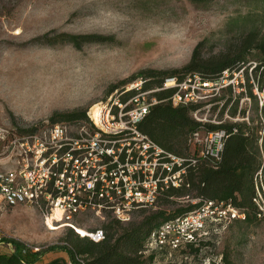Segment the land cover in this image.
<instances>
[{"label":"rangeland","instance_id":"374dc122","mask_svg":"<svg viewBox=\"0 0 264 264\" xmlns=\"http://www.w3.org/2000/svg\"><path fill=\"white\" fill-rule=\"evenodd\" d=\"M251 26L264 31L261 1L214 0L195 5L189 0H0V128L26 133L55 122L86 124L93 106L112 110L121 103L122 92L139 88L143 81L137 77L122 85V80L149 68L180 70L200 41L205 56L231 50L240 32ZM59 32L98 33L109 39L85 43L80 49L66 42L51 45L37 39ZM249 63L251 67L255 64ZM229 76L230 71H223L221 82L231 83L232 92L225 86L199 90L202 98L196 103L201 105L193 117L214 124L245 122L256 129L262 150L261 165L254 175L255 202L261 213L251 222L208 221L195 241L196 250L162 251L152 260L146 257L151 251H145L134 264H264V117L259 108L263 94L253 85L258 105L245 91L239 96V84H244L245 78L242 68ZM184 80L188 88L199 87L198 75L187 74ZM114 84L118 88L108 92ZM74 111H84L86 118L67 120L60 116ZM192 151L191 145L187 152ZM1 152L0 142V168L10 165ZM197 202L199 198L191 192L172 202L160 200L152 208L136 209L129 220L121 221L115 236L142 223L154 210L164 209L168 214ZM111 218L109 212L85 211L72 222L54 217L51 222L57 228H51L34 206L9 205L0 197V252L11 250V244L1 241L9 238L33 250L66 245L68 228L77 233V226L88 232L104 230ZM57 257L72 264L64 250L49 251L41 261Z\"/></svg>","mask_w":264,"mask_h":264},{"label":"built area","instance_id":"2783aa9c","mask_svg":"<svg viewBox=\"0 0 264 264\" xmlns=\"http://www.w3.org/2000/svg\"><path fill=\"white\" fill-rule=\"evenodd\" d=\"M221 81H198L195 90L185 86V80L178 83L167 77L163 88L177 86L172 103L186 104L202 98L199 90L229 84ZM146 93L116 103L112 110L103 108L99 122L90 115L86 124L55 122L26 133L0 128L1 153L10 161L0 168V197L9 205L30 204L46 220L59 209L66 222L85 211L109 212L124 222L134 210L154 207L164 190L183 184L186 164H195L196 159L166 151L137 130L136 124L155 102H148ZM226 136L223 129L194 132L188 142L201 156L218 159ZM244 218L245 212L231 202L203 200L195 209L153 228L145 251L195 242L208 221ZM85 233L79 234L95 242L104 238L101 228Z\"/></svg>","mask_w":264,"mask_h":264},{"label":"trees","instance_id":"16d2710c","mask_svg":"<svg viewBox=\"0 0 264 264\" xmlns=\"http://www.w3.org/2000/svg\"><path fill=\"white\" fill-rule=\"evenodd\" d=\"M189 1L195 5H206L214 0ZM256 1L264 3V0ZM238 37L233 49L209 56L203 55L201 49L203 42H198L192 50L189 61L180 70L162 71L149 68L120 82L123 85L137 77H141L143 80L139 88L129 90L122 88L125 91L120 95L121 103L127 102L128 99L140 92L150 93V96L146 95L148 102H151L152 99L155 100L149 106L148 112L136 124L137 130L166 151L177 156H193L196 159L195 164H186L183 184L180 187H169L164 190L156 204L160 200L172 202L173 199L184 197L191 192L199 198V202L176 208L168 214L164 209L154 210L146 216L142 223L128 227L119 236L115 235L121 221L113 217L104 224V238L98 242L81 236L72 228H68L67 234L70 239L67 241L70 243L53 245L47 249L33 250L18 240L2 239L1 241L11 244L12 248L8 252H0V264H64V259L58 257L48 262L41 261V257L52 250L66 251L72 264H134L142 252L148 249V235L153 228L195 209L203 200L231 202L234 206L241 208L245 212V218L235 220L251 222L257 219L261 210L254 200L257 195L254 175L261 165L262 149L257 140L256 129L249 127L245 122L215 124L201 122L193 117V112L201 104L188 102L174 105L171 96L178 87L163 88L164 79L167 77H175L179 83L186 78L187 74L189 77L198 75L200 82L207 81L216 84L221 80L223 71H230L229 77L231 78L234 71L242 68L245 78L244 84H239L242 88L239 96L245 91L247 96L251 97L258 105L257 96L252 90L254 85L263 94L262 105L259 108L264 117V31L261 32L257 26H251L249 29L241 31ZM37 39H43L45 43L51 45L66 42L76 49H80L85 43L103 42L108 40L109 36L98 33L59 32L51 38L48 33H45ZM250 61L255 62L254 66H250L252 64L249 63ZM250 67L251 72H248ZM118 86V84L110 86L108 92L114 91ZM225 87L229 92H232L231 83ZM220 88H224V86ZM229 100H226L225 105ZM126 107L128 108V106ZM60 116L67 120L86 118L84 111L62 113ZM219 129L225 130L227 134L220 158L201 156L196 147L191 154L187 152L191 148L188 140L192 133H206ZM194 244L195 242H190L176 249L165 247L150 250L151 252L146 257L152 260L162 251L170 253L176 250L183 252L187 249L196 250Z\"/></svg>","mask_w":264,"mask_h":264},{"label":"bare ground","instance_id":"6f19581e","mask_svg":"<svg viewBox=\"0 0 264 264\" xmlns=\"http://www.w3.org/2000/svg\"><path fill=\"white\" fill-rule=\"evenodd\" d=\"M101 114H102V106L101 105H95V106H93L92 108H91V110H90V115H91V117L96 121V122H99V120H100V117H101ZM60 216V210L59 209H55L54 210V213L52 214V216H50V217H48V219H47V222H48V224H49V226L51 227V228H57V227H54L53 226V224H52V222H51V219L52 218H54V217H59ZM63 225V224H62ZM61 225V226H62ZM72 225V224H71ZM76 227V226H75ZM76 230L79 232V233H81V234H86L85 232L87 231H85L83 228H81V227H76Z\"/></svg>","mask_w":264,"mask_h":264}]
</instances>
